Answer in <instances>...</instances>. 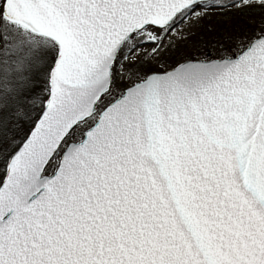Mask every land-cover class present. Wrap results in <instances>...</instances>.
Returning <instances> with one entry per match:
<instances>
[{
	"label": "snow or ice",
	"instance_id": "snow-or-ice-1",
	"mask_svg": "<svg viewBox=\"0 0 264 264\" xmlns=\"http://www.w3.org/2000/svg\"><path fill=\"white\" fill-rule=\"evenodd\" d=\"M0 264H264V0H0Z\"/></svg>",
	"mask_w": 264,
	"mask_h": 264
}]
</instances>
